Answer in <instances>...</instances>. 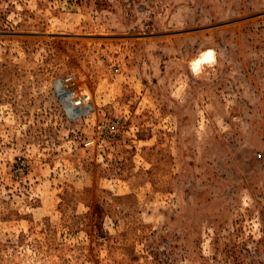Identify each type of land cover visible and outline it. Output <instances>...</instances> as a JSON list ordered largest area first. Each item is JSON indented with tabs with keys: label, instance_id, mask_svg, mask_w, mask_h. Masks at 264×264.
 I'll return each mask as SVG.
<instances>
[{
	"label": "rangeland",
	"instance_id": "rangeland-1",
	"mask_svg": "<svg viewBox=\"0 0 264 264\" xmlns=\"http://www.w3.org/2000/svg\"><path fill=\"white\" fill-rule=\"evenodd\" d=\"M0 264H264V0H0Z\"/></svg>",
	"mask_w": 264,
	"mask_h": 264
},
{
	"label": "built area",
	"instance_id": "built-area-1",
	"mask_svg": "<svg viewBox=\"0 0 264 264\" xmlns=\"http://www.w3.org/2000/svg\"><path fill=\"white\" fill-rule=\"evenodd\" d=\"M66 81H68L69 83L72 82V77H71V76L68 77V78L66 79ZM85 95H86L85 98H83L82 95H80V96H78V97L76 98V100L79 101L77 104H83V103H86V101H87V99H88V95H87V94H85ZM82 101H83V102H82Z\"/></svg>",
	"mask_w": 264,
	"mask_h": 264
},
{
	"label": "bare ground",
	"instance_id": "bare-ground-1",
	"mask_svg": "<svg viewBox=\"0 0 264 264\" xmlns=\"http://www.w3.org/2000/svg\"><path fill=\"white\" fill-rule=\"evenodd\" d=\"M209 59L211 60V58H209ZM206 60H208V56L207 55L200 56L199 59L197 60V63L194 65V68H197L202 61H206Z\"/></svg>",
	"mask_w": 264,
	"mask_h": 264
}]
</instances>
